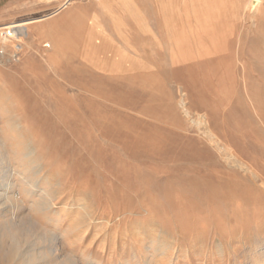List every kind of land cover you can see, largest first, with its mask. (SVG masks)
Instances as JSON below:
<instances>
[{"label": "rangeland", "instance_id": "1", "mask_svg": "<svg viewBox=\"0 0 264 264\" xmlns=\"http://www.w3.org/2000/svg\"><path fill=\"white\" fill-rule=\"evenodd\" d=\"M223 1L24 0L0 17L25 33L0 38V134L46 177L21 216L78 264H165L151 239L172 264H249L264 240V22L247 0L218 13ZM19 169L35 174L27 158ZM48 245L23 254L45 264Z\"/></svg>", "mask_w": 264, "mask_h": 264}, {"label": "bare ground", "instance_id": "2", "mask_svg": "<svg viewBox=\"0 0 264 264\" xmlns=\"http://www.w3.org/2000/svg\"><path fill=\"white\" fill-rule=\"evenodd\" d=\"M243 4H244L243 0H233V1L229 2L228 4L223 1V3L220 2V4L218 5L217 12L228 15V16L237 15L240 13L239 10L243 6ZM245 4H246V6L244 8L245 10H247L248 8L251 7L254 9V11L256 13L261 14V15L250 14L249 18L252 20V22H254V23L259 22V21L264 22V0H247V2H245ZM243 13L247 14V11H245ZM204 14H205V12H204V10H202V11H200L199 16H198L199 20L202 23H204L206 20V17L204 16ZM48 17L49 16H45V17L43 16V19H47ZM20 25H22V24H20ZM20 25L11 26V27L7 28L6 31H9V30H11V28L12 29L14 28L15 33L12 34V36H8V34H6V36L0 35L1 42L6 44L7 42H9L11 40V38L16 36L18 33L25 34L24 31H21L22 27ZM137 28H140L139 23L137 24ZM45 46L51 47V44L47 43ZM227 48H228V46H227ZM5 100H6V98H5ZM6 102H8V101H6ZM0 104H2V103L0 102ZM6 111H7V117L6 118L9 119V121H10L12 119V116L9 115L8 109H6ZM3 134L2 135L0 134V250L5 252L11 258L10 260L12 261V264H33V262L36 260L37 257H35L34 255H28V254L24 255L23 251L26 249V247H25V249H22L23 245L30 244V245H42V246H44L45 244L48 243L49 244L48 247H50V249H49L50 253H49V255H46V257H45V259H46L45 264H78L77 261L75 259H73L70 255H68L64 251H61V249L58 247L60 239L58 240V238L56 237L55 234L47 232L42 227V225L31 215H26L24 217L21 216L22 212H23V204L25 202L27 194H29L31 191V187L32 188L36 187L35 184H37L42 179L45 180L46 177H44V175H42L40 173L41 168H38L39 166H37L38 159H37V156L35 154L36 152H34L33 148L29 145H26L25 146L26 152L22 153L19 150L14 149L12 147L13 148L12 153H9V151L6 149L7 140H6V138L3 137ZM24 158H27L28 161L30 163H32V165L35 168V174L30 173L29 176H26V174L24 172H20L19 161L24 159ZM18 175H19V177H17ZM53 197L54 196H51L47 201H45L42 204H40V202H39V204L37 205V202H34L33 210L40 211V210H47V209L53 208L55 205L53 203ZM33 200H35V199H33ZM86 203L87 202L85 201V204ZM78 204L79 203H77V205ZM79 209L81 210V213L83 215V219H82L83 221L82 222H84V221L86 222L90 217L92 220L95 219V217L92 216V214H93L92 210L90 208H88L86 205L81 204ZM92 220L89 223L88 227H90L92 225L91 224V223H93ZM102 224H104V223H102ZM99 227L100 226H98V228ZM157 235L162 236V235H164V233L161 231H157ZM255 240L256 241L254 242V244L248 248V253H247V255H245V258L249 261V264H264V252H261V248H263L261 244H263L264 240L260 239V238H257ZM150 243L151 244L148 248H151V249L156 248L155 251L152 252V254H155V255L157 254L160 259L166 258V260H164V261H166L165 264H172L173 263V261H174L173 257L175 255V251L172 252V248H171L170 243L165 242V241L158 242L157 239H151ZM224 246L225 245L218 246L216 249V252L218 254L223 255L222 253L225 251ZM40 248L41 247H39V249ZM104 249H105V247L103 246V250ZM132 249H133V247H132ZM201 250H202V248H201ZM201 250H200V252H201ZM27 251H29V249ZM185 255H187V254H185ZM147 258H149V257H147ZM147 258L144 259L145 264H151L152 261L150 259H147ZM152 258H153V256H152ZM98 259H99V257H98ZM139 259H140V257H139ZM136 260L138 261V259H136ZM115 264H118V263L115 262ZM153 264H154V262H153Z\"/></svg>", "mask_w": 264, "mask_h": 264}, {"label": "crops", "instance_id": "3", "mask_svg": "<svg viewBox=\"0 0 264 264\" xmlns=\"http://www.w3.org/2000/svg\"><path fill=\"white\" fill-rule=\"evenodd\" d=\"M24 0H0V17L5 19V17L14 15L16 6Z\"/></svg>", "mask_w": 264, "mask_h": 264}, {"label": "built area", "instance_id": "4", "mask_svg": "<svg viewBox=\"0 0 264 264\" xmlns=\"http://www.w3.org/2000/svg\"><path fill=\"white\" fill-rule=\"evenodd\" d=\"M6 30L7 29L1 30L0 35L6 36V34H8V36H12V34L15 33L14 28L13 29L11 28V30H9V31H6ZM4 54H5V52L2 49H0V56L4 55ZM17 55H18V53H17ZM13 58H15V57H13ZM16 58H18V56H16Z\"/></svg>", "mask_w": 264, "mask_h": 264}]
</instances>
